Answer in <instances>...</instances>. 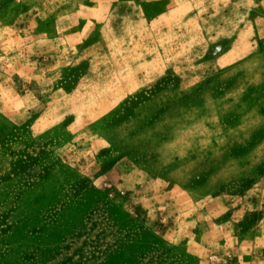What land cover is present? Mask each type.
Here are the masks:
<instances>
[{"label":"rangeland","instance_id":"1","mask_svg":"<svg viewBox=\"0 0 264 264\" xmlns=\"http://www.w3.org/2000/svg\"><path fill=\"white\" fill-rule=\"evenodd\" d=\"M245 3L231 29L213 0H0V264H198L160 206L205 162L193 182L221 160L233 183L248 165L229 156L261 139Z\"/></svg>","mask_w":264,"mask_h":264},{"label":"crops","instance_id":"2","mask_svg":"<svg viewBox=\"0 0 264 264\" xmlns=\"http://www.w3.org/2000/svg\"><path fill=\"white\" fill-rule=\"evenodd\" d=\"M213 1L218 5L216 10L222 13V19L229 21L226 26L231 29L237 25L235 13L239 10V1H246L249 10L256 12L251 14L254 15L251 21L254 34L264 36V0ZM232 32L223 36L231 37ZM219 40H222V37H219ZM221 57L222 55L216 62H219ZM256 114L264 116V108H260ZM259 127L256 131L263 134L256 144H248L243 155L239 157L229 156V163L245 162L248 165L245 172H237L233 183L223 186L220 182L221 160L214 161V171L199 182L193 181L205 175L206 162L196 175L191 176L189 182L184 179L176 181L178 187L170 195L174 202L187 203V207L189 203L193 206L198 204L197 211L201 213L198 217L203 221L191 218L190 215H185L183 219L185 213L176 214L175 211L179 209H174L173 201L166 206H160L163 210L166 208L169 215L159 220L173 223L168 234L169 241L181 245L185 254L191 250L196 251L198 257L195 259L198 264L207 262L205 257L210 253L207 251V243L213 244L214 251H229L241 264H264V124ZM251 131H255V128ZM259 149L262 155L256 157ZM259 166H262L263 170ZM210 180L215 181L212 190L209 187ZM207 201H211V204L200 207Z\"/></svg>","mask_w":264,"mask_h":264}]
</instances>
